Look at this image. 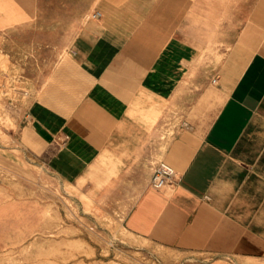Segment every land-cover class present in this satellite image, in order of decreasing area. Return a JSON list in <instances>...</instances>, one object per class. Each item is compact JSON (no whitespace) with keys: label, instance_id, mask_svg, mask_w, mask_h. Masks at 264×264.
Wrapping results in <instances>:
<instances>
[{"label":"crops","instance_id":"obj_1","mask_svg":"<svg viewBox=\"0 0 264 264\" xmlns=\"http://www.w3.org/2000/svg\"><path fill=\"white\" fill-rule=\"evenodd\" d=\"M29 19L0 0V35ZM75 27L7 106L0 239L45 233L33 164L165 264H264V0H97Z\"/></svg>","mask_w":264,"mask_h":264},{"label":"rangeland","instance_id":"obj_2","mask_svg":"<svg viewBox=\"0 0 264 264\" xmlns=\"http://www.w3.org/2000/svg\"><path fill=\"white\" fill-rule=\"evenodd\" d=\"M29 23L0 36V136L13 128L11 103L25 99L29 82L40 83L69 45L76 22L97 0H20ZM91 19V15L88 16ZM8 106V107H7ZM31 213L45 211V233L22 244L15 235L0 239V264H165L147 244L125 235L113 222L78 209L68 187L42 166L29 173ZM17 190L15 185V191ZM36 231L37 226L31 227ZM29 243V244H28ZM158 255V256H157Z\"/></svg>","mask_w":264,"mask_h":264},{"label":"built area","instance_id":"obj_3","mask_svg":"<svg viewBox=\"0 0 264 264\" xmlns=\"http://www.w3.org/2000/svg\"><path fill=\"white\" fill-rule=\"evenodd\" d=\"M92 18H98L99 14L94 13ZM175 176L174 170L163 162H159L153 169L151 179H150V186L155 190L163 189L167 182Z\"/></svg>","mask_w":264,"mask_h":264}]
</instances>
